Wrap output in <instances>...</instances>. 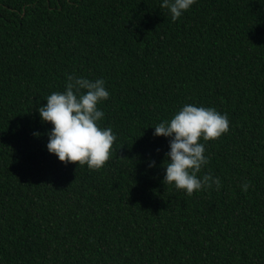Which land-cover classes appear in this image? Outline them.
<instances>
[{
	"label": "trees",
	"instance_id": "1",
	"mask_svg": "<svg viewBox=\"0 0 264 264\" xmlns=\"http://www.w3.org/2000/svg\"><path fill=\"white\" fill-rule=\"evenodd\" d=\"M160 3L0 0V264H264V0H196L176 21ZM69 74L109 92L99 169L46 150L37 108ZM184 104L229 119L197 174L219 189L163 183L150 127Z\"/></svg>",
	"mask_w": 264,
	"mask_h": 264
},
{
	"label": "clouds",
	"instance_id": "2",
	"mask_svg": "<svg viewBox=\"0 0 264 264\" xmlns=\"http://www.w3.org/2000/svg\"><path fill=\"white\" fill-rule=\"evenodd\" d=\"M196 0H161L160 7L167 9L173 21L187 12ZM109 99L103 79L90 80L74 74L67 75L64 90L53 91L46 103L37 108L40 120L51 124L47 132L46 150L62 163L87 165L99 169L109 159L116 135L111 127H101L104 117L98 104ZM154 137L168 139L169 151L164 166L163 183L192 195L202 188L221 186L218 177L209 174L198 176L209 163L205 143L216 140L229 131V119L212 107L184 104L170 119L153 127ZM39 136V133H33ZM155 166L150 161L148 167ZM247 191L249 183L240 185Z\"/></svg>",
	"mask_w": 264,
	"mask_h": 264
}]
</instances>
